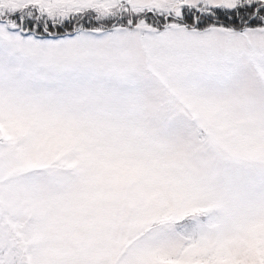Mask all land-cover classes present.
<instances>
[{
	"label": "snow or ice",
	"instance_id": "6c2138e0",
	"mask_svg": "<svg viewBox=\"0 0 264 264\" xmlns=\"http://www.w3.org/2000/svg\"><path fill=\"white\" fill-rule=\"evenodd\" d=\"M0 264H264V0H0Z\"/></svg>",
	"mask_w": 264,
	"mask_h": 264
}]
</instances>
